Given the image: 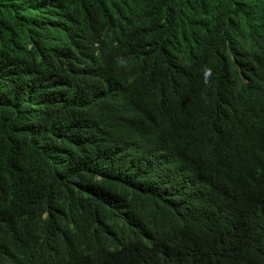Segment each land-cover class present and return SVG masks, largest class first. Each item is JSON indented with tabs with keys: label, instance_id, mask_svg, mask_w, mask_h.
<instances>
[{
	"label": "trees",
	"instance_id": "16d2710c",
	"mask_svg": "<svg viewBox=\"0 0 264 264\" xmlns=\"http://www.w3.org/2000/svg\"><path fill=\"white\" fill-rule=\"evenodd\" d=\"M83 6L91 11L84 14ZM104 7L126 12L134 21L131 35L146 41L151 55L140 57L134 41H111L87 28L88 21L94 23L89 14ZM56 12H63L62 27L52 22ZM82 28L128 62L119 72H107L96 87L86 85L58 104L56 80L64 93L78 86L64 64ZM263 30L264 0H0V231L14 233L10 220L26 212L33 196L75 192L88 211L101 196V203L123 201L120 207L155 211L163 226L153 228L154 245L143 248L140 264H264V123L238 156L224 145L210 154L200 138L208 132V118L217 117L202 113L227 104L226 94L234 96V105L264 114V97L249 96L251 83L238 79L251 78L260 64ZM245 36L250 45L242 47ZM224 38L232 56L218 52ZM157 52L180 65V90L189 84L144 125L152 136L145 137L150 145L143 150L132 137L144 139L127 130L133 119L109 118L103 95L114 80L137 95L141 77L133 72L144 60L146 71L154 67ZM193 77L197 80L189 82ZM40 101L43 114L35 109ZM124 135L130 149L118 156ZM90 136L100 151H83ZM113 147L117 152L109 164L106 149ZM144 157L156 162L149 174L134 170ZM182 196L190 204L173 207L164 199ZM131 253L122 254L121 264Z\"/></svg>",
	"mask_w": 264,
	"mask_h": 264
},
{
	"label": "clouds",
	"instance_id": "9594fccd",
	"mask_svg": "<svg viewBox=\"0 0 264 264\" xmlns=\"http://www.w3.org/2000/svg\"><path fill=\"white\" fill-rule=\"evenodd\" d=\"M90 11L91 7L83 6L84 14ZM55 14L52 22L58 27L64 26L66 21L63 12ZM88 17L94 21V23L88 21L87 24V28L92 32H97L99 29L111 41L113 37L134 41L137 44L136 52L140 57L151 55L146 41H142L141 37L131 35L132 30L129 27L134 24V21L130 22L124 10L104 7L102 11L91 12ZM258 34L264 35V30L259 31ZM250 40V36H245L242 47L250 45ZM218 52L232 56L228 38H224V46ZM127 62L128 60H118L108 49V44H100L93 35L82 28L77 33L74 46L71 50H67L64 64V70L74 78L78 86L64 93L56 80L58 93L53 94L55 95L54 102L68 103L70 97L75 96L78 91L85 90L88 86L96 87L100 79L104 81V75L107 72L112 75L113 71L123 70L120 66ZM155 63L154 67L146 71L144 60L133 72V76L141 77V80L136 83L137 95L131 94L130 96L129 88L121 87V83L115 80L113 88L104 89L103 95L104 100L109 102L103 106V112H106L109 118L122 114L133 119L131 127L127 130L140 134L145 143L135 136L132 140L143 150L150 145L145 137L150 139L152 136V131L145 130L144 125L152 117L164 112L182 89L187 90L189 84L180 90L178 84L181 78L176 79L179 64L170 61L158 52L155 54ZM238 79L242 84L243 82L251 83L248 89L249 96L263 98L264 55L261 57L260 64L252 71L251 78L240 74ZM193 80L197 79L193 77L189 82ZM120 95H124V98L120 99ZM138 97H143V100L139 102ZM226 97L227 104L216 106L213 110L202 113L207 117L211 115L217 117L216 119L208 118L205 123L208 132L202 133L200 138L207 140L210 145L208 148L210 154L220 153L224 145L230 154L238 156L246 139L260 132L258 128L264 123V114L257 113L256 107L241 108L239 103L234 105L233 95L226 94ZM45 101H48L47 98ZM43 103L40 101L35 104L36 111L42 114L44 113ZM122 107L126 108L120 110ZM99 114L102 116V113ZM125 135L118 145V156L122 154V151L130 149V142ZM95 138L100 141L101 137ZM92 148L100 151L90 136L89 148L84 147L83 151L92 152ZM116 152L114 147L106 149L109 164L114 163L112 159H115ZM162 159L160 163L164 162L163 156ZM154 167H157L156 162L151 164L144 157L135 165L134 170H146L149 174ZM91 176L96 178L94 174ZM74 196L75 192L71 195L50 193L40 198L33 196L30 199L33 201L25 205L26 212L10 220L8 228L13 227L14 233L8 235L4 233V230L0 231V264H116V258H120L119 264H121V257L125 252H132L125 264H140L144 260L143 248L154 245L153 228L163 226L155 211L148 214L140 213L132 204L128 208L120 207L123 201L101 203L102 196L99 203L94 202L96 208L88 211L86 202L77 201ZM164 199L169 204L173 203V207L182 202L188 203L185 196L179 199L174 197V200ZM204 212L206 213V210ZM114 214L120 217L114 218ZM43 244L45 248L41 250Z\"/></svg>",
	"mask_w": 264,
	"mask_h": 264
}]
</instances>
